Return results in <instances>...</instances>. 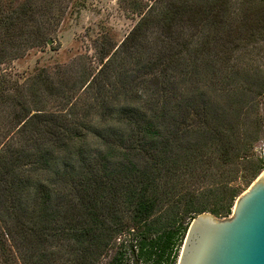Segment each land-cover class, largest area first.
I'll return each instance as SVG.
<instances>
[{
  "label": "trees",
  "instance_id": "obj_1",
  "mask_svg": "<svg viewBox=\"0 0 264 264\" xmlns=\"http://www.w3.org/2000/svg\"><path fill=\"white\" fill-rule=\"evenodd\" d=\"M70 1L0 0V264H176L264 165V0H126L122 40L14 77Z\"/></svg>",
  "mask_w": 264,
  "mask_h": 264
},
{
  "label": "rangeland",
  "instance_id": "obj_2",
  "mask_svg": "<svg viewBox=\"0 0 264 264\" xmlns=\"http://www.w3.org/2000/svg\"><path fill=\"white\" fill-rule=\"evenodd\" d=\"M125 1L71 0L57 30L47 42L41 48L29 49L21 58L8 63V71L23 80L41 68L54 69L59 64H72L78 57L86 60L94 55L93 41L101 33H105L111 42H119L138 19L128 10ZM254 101L249 129L257 137L253 152L262 157L264 163V93ZM263 171L264 165L258 175ZM180 249L179 243L178 254Z\"/></svg>",
  "mask_w": 264,
  "mask_h": 264
},
{
  "label": "water",
  "instance_id": "obj_3",
  "mask_svg": "<svg viewBox=\"0 0 264 264\" xmlns=\"http://www.w3.org/2000/svg\"><path fill=\"white\" fill-rule=\"evenodd\" d=\"M176 264H264V173L236 198L231 214H197Z\"/></svg>",
  "mask_w": 264,
  "mask_h": 264
},
{
  "label": "bare ground",
  "instance_id": "obj_4",
  "mask_svg": "<svg viewBox=\"0 0 264 264\" xmlns=\"http://www.w3.org/2000/svg\"><path fill=\"white\" fill-rule=\"evenodd\" d=\"M262 173H264V171Z\"/></svg>",
  "mask_w": 264,
  "mask_h": 264
}]
</instances>
